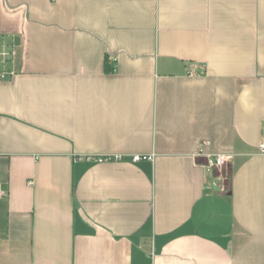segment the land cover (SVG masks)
Segmentation results:
<instances>
[{
	"label": "crops",
	"instance_id": "crops-1",
	"mask_svg": "<svg viewBox=\"0 0 264 264\" xmlns=\"http://www.w3.org/2000/svg\"><path fill=\"white\" fill-rule=\"evenodd\" d=\"M0 40V264H264V0H0Z\"/></svg>",
	"mask_w": 264,
	"mask_h": 264
},
{
	"label": "built area",
	"instance_id": "built-area-1",
	"mask_svg": "<svg viewBox=\"0 0 264 264\" xmlns=\"http://www.w3.org/2000/svg\"><path fill=\"white\" fill-rule=\"evenodd\" d=\"M15 49L13 47V44H6L4 41L0 40V63L4 64L7 61L11 60L14 57ZM10 75V72H6L4 70H0V79L7 77ZM260 152H264V143H261L259 145ZM152 154L148 155H140V154H133L131 156V159L133 162H137L140 160H152ZM231 154L229 153H214L208 155V162L212 167L215 168H221L226 165L230 161ZM121 155L120 154H110V155H104V156H98L96 157V161L102 162L106 160H120ZM5 195V191L1 186L0 183V198H2Z\"/></svg>",
	"mask_w": 264,
	"mask_h": 264
}]
</instances>
